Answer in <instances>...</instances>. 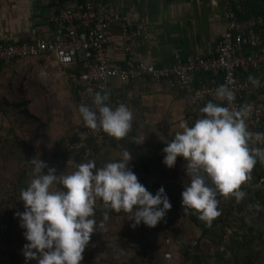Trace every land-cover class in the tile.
Listing matches in <instances>:
<instances>
[{"label":"trees","instance_id":"obj_1","mask_svg":"<svg viewBox=\"0 0 264 264\" xmlns=\"http://www.w3.org/2000/svg\"><path fill=\"white\" fill-rule=\"evenodd\" d=\"M248 2L250 1L247 0ZM262 4L264 8V0ZM263 12L262 10L256 15H261ZM237 14L240 18L255 15L252 11L238 12ZM52 60L54 61L48 55H40L35 58L17 59L9 65L0 62L1 170L5 171L4 163L1 160L7 159L17 162V158H19L20 162L24 164L16 172L9 174L11 172L9 170L6 173L7 180H10V183L7 182L8 187H2L0 184V209H3V212L0 213V215L2 214L0 222H6L9 227L5 233L6 250H2L0 253L9 259V264H25L22 249H14L11 240L15 234L22 233L23 235V229L20 228L13 210H17L23 205V202L20 201V191L26 188L31 179L34 178L32 166L27 162L33 158H39L49 167H54L57 175H64L73 172L75 164L88 160H95L97 167L116 161L120 159V154L124 149L133 154V160L129 167L134 171L138 181L152 194L163 187L172 207L156 227L149 228L141 223V225L133 228L131 225L134 221L130 220V214L109 211L100 200H97L94 219L98 225L106 222L103 221L105 212L109 215L107 221L126 218L127 223L123 226L122 232L97 230L91 236L89 244L82 254L81 264L166 263L160 256L163 244H166V241L177 240V230L181 231L179 228L177 229L180 226L179 220L176 222L169 219V212H174L176 209L200 233L199 239L195 242L183 243L180 254L183 264H255L257 261L259 264H264V189L245 190L246 195L239 203L234 197L218 196V208L221 214L211 226H208L198 218V214L191 211L184 212L181 197L187 183L184 161L182 158H177L175 167L167 168L162 163L163 148L166 144L161 148V152L156 146L142 147L139 137L136 135L137 130L132 129L128 137L119 141L107 136L108 144L100 148H96L89 142L80 151L70 149V146L77 140L78 132L85 126L78 111L82 88L74 86L70 79L71 75L81 73L78 59L76 60L77 64L68 70H63L56 64L66 79V85L63 95L54 96L55 102L51 103V113H48L52 115L48 120L42 122L40 117H37L40 108V93H35V115L29 107L33 102L32 98L25 97L26 87L23 81L25 77L21 76L22 73H28L31 67H39ZM244 76L247 78L249 76L257 77L258 73L247 71ZM196 77L202 81L208 78L210 81L213 75L203 74ZM218 80L216 78V81ZM158 84L165 86L163 83ZM165 87L174 93L188 95L189 101L185 108V120L189 125H192L200 117L199 110L202 106L208 101H212L209 99L204 103L196 102L186 92ZM255 97L256 99L261 98L262 103H264V92ZM246 123L247 127L264 128V119L247 120ZM133 137L136 138L135 141ZM173 138L174 136L170 135L169 141ZM86 148H92V153L86 155ZM15 150L20 151L14 152ZM34 154L40 155L41 158ZM44 171L46 174L47 169ZM14 173L16 175L13 181L10 176ZM261 177H264V162L258 160L250 173V179L257 180ZM53 187H60L59 182ZM3 188L5 189L3 190ZM24 242L26 243L25 240ZM207 242L210 248L202 251L200 243L206 244ZM101 246L106 249H100ZM261 257L263 259H260ZM29 264H35V261H30Z\"/></svg>","mask_w":264,"mask_h":264},{"label":"clouds","instance_id":"obj_2","mask_svg":"<svg viewBox=\"0 0 264 264\" xmlns=\"http://www.w3.org/2000/svg\"><path fill=\"white\" fill-rule=\"evenodd\" d=\"M248 79L253 85L260 83L252 76ZM215 97L221 103L208 101L192 125L180 123L182 131L166 143L162 161L172 169L177 158L183 159L187 183L181 193L182 207L208 226L221 214L218 196L234 197L239 203L246 195L241 186L258 160L264 162V148L252 147L264 142V133L249 131L250 108L234 110L235 93L227 85L218 86ZM108 101L107 93L97 92L92 106L82 103L78 111L85 127L119 141L132 131L133 111L125 103L112 106ZM132 160V152L124 149L116 161L97 167L95 160H88L64 175H57L39 158L27 162L34 178L20 191L24 211L15 213L26 241L25 264H81L91 236L103 227L94 219L97 200L109 211L130 214L133 228L141 223L156 227L172 205L163 187L152 194L138 181L129 167ZM57 182L60 187L54 188ZM108 219L105 212L103 221Z\"/></svg>","mask_w":264,"mask_h":264},{"label":"built area","instance_id":"obj_3","mask_svg":"<svg viewBox=\"0 0 264 264\" xmlns=\"http://www.w3.org/2000/svg\"><path fill=\"white\" fill-rule=\"evenodd\" d=\"M57 11L50 21L57 25L54 39L37 40L33 43L0 44V62L9 65L22 58H35L40 55L52 57L63 70L74 67L78 59L81 73L71 75V83L82 88L79 102L92 106L94 94L108 93V82L118 81L129 84L136 81L163 83L170 89L190 94L196 102L216 99L215 89L227 85L235 93L232 108H250L248 120L264 119V103L252 99L264 92V12L261 15L240 18L232 7L225 13V31L216 46L215 55L210 58L187 56L178 59L170 68L158 67L155 63H145L135 59L136 52L150 37L145 27L129 29L122 17L112 12L105 0H55ZM230 3V2H229ZM111 27L120 30L123 38L122 65H114L109 53L108 33ZM256 71L260 81L253 85L244 74ZM203 74L213 75V84L195 85L193 78ZM218 78V81H215ZM221 103V102H220ZM205 104L202 106L204 107ZM199 115L200 113L199 110ZM253 133H264V128L248 126ZM253 139H255L253 137ZM93 144L96 148L108 144V137L102 131L84 126L77 134V140L70 146L80 151ZM252 147L264 148V142H255ZM86 155L92 148H86ZM241 189H264V177L248 179ZM9 227L0 222V252L6 250L5 233ZM18 235L12 238V247ZM169 261L170 256L164 255ZM0 264H9V259L0 253Z\"/></svg>","mask_w":264,"mask_h":264},{"label":"crops","instance_id":"obj_4","mask_svg":"<svg viewBox=\"0 0 264 264\" xmlns=\"http://www.w3.org/2000/svg\"><path fill=\"white\" fill-rule=\"evenodd\" d=\"M249 1L247 3V0H105V4L112 12L122 17L129 29L145 27L149 32V39L136 52V60L153 62L161 68H170L178 59L187 56L213 57L220 37L225 31L224 16L229 5L237 16L238 12L252 11L255 13L252 16H257L256 13L264 11L263 0ZM57 8L55 0H0V44L33 43L37 40L54 39L57 25L50 21V17L56 13ZM108 40L112 64L122 65L124 55L120 30L111 27ZM56 68L58 69L52 60L39 67L35 66L34 69L39 71V76L44 80L63 81L64 77ZM193 82L198 86L214 83L212 79L202 81L198 77H194ZM38 88V85H35L36 94L41 93ZM107 94L108 103L112 106L125 103L132 109V129L137 130L136 135L142 147L156 146L161 152V148L169 139L166 143H161L160 132L170 131L167 135L175 136L177 132L182 131L179 125L186 121L188 95L174 93L165 86L153 82L136 81L122 84L115 80L108 82ZM252 100L263 102L261 98L256 97ZM212 101L220 103L217 99ZM170 261L171 257L167 262Z\"/></svg>","mask_w":264,"mask_h":264},{"label":"rangeland","instance_id":"obj_5","mask_svg":"<svg viewBox=\"0 0 264 264\" xmlns=\"http://www.w3.org/2000/svg\"><path fill=\"white\" fill-rule=\"evenodd\" d=\"M35 68V67H34ZM34 68L31 67V70L27 73V72H23L22 73V77H25V79H23L24 83H25V87H26V98H32L33 102L31 104L30 107V111H32V113L35 115V85H38V89L39 91H41L40 93V97H39V101H40V108H39V114L37 117H40V119L42 120V122H45L46 120L49 119V117L52 114H48L51 113V103H54L55 100L53 99L54 96H60L61 94L63 95L64 93V87L66 85V83H64V81L66 82V79H62L63 81L60 80H50L47 81V79H43L41 76H39V71L37 72ZM56 70L59 72L60 70L56 68ZM61 72V71H60ZM62 75V74H61ZM45 78H47V76H44ZM53 76H51L50 78H52ZM49 79V77H48ZM65 84V85H64ZM18 95H20L18 93ZM67 118H69V116H67ZM170 132V131H168ZM167 131H161V138L160 141L161 143H166L167 140L169 139V136L167 135L168 133ZM163 133H165L163 135ZM164 145V144H163ZM35 148V147H34ZM20 150H15L14 152H18ZM162 154V153H161ZM37 155L38 154H34ZM163 156V155H162ZM38 157L41 158L40 155H38ZM2 163H4V170H1V164H0V184L2 185V187H8L7 182H9L10 180H7L8 176H6V173L11 170V172L9 174H11L12 172H16L17 169L23 167V163L20 162L19 158H17V162H13V161H8L7 159L5 160H1ZM21 163V164H20ZM16 175V173H14V175L12 174L10 176V179H12L14 181V176ZM12 181V183H13ZM10 183V182H9ZM5 188H3L4 190ZM14 209V208H13ZM12 209V210H13ZM14 213L16 212H23L24 211V206H20L19 209L17 210H13ZM3 212V209H0V213ZM175 216H174V215ZM2 215V214H1ZM0 215V216H1ZM126 218H121L119 220L114 219L111 221H106L103 222V227L98 228V230H103V231H111V232H122L123 226L126 225L127 220H125ZM169 219L173 220V221H178L180 223V226L177 227V229L179 228L181 231L177 230L176 233V238L177 240H172V241H166V244H163V248H162V253H161V257L164 259L165 256L164 255H170L171 257V261L163 264H183L182 263V259H181V250H182V246L183 243H189V242H195L197 239H199V231L196 230V228H194L190 222L184 218V216L181 214V212L179 210L176 209V211L174 212H169ZM18 220V219H17ZM18 235L17 238V243L14 245V249H23V246L25 244L24 242V238L22 233H18L15 234ZM164 237V236H162ZM167 240V238H166ZM201 244V250L205 251L207 249L210 248L209 243L207 242L205 243H200ZM112 247V246H110ZM100 249H104V247L101 246ZM211 250L213 251V248L211 247ZM263 257V256H262ZM260 259H263V258ZM164 261V260H163ZM34 262V261H31ZM213 263V262H211ZM255 264H259L258 261Z\"/></svg>","mask_w":264,"mask_h":264}]
</instances>
